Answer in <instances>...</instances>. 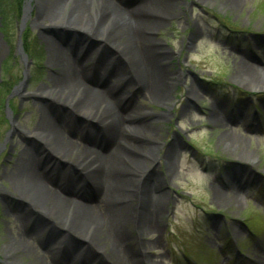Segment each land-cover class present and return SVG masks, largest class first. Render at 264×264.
<instances>
[{"label":"rangeland","instance_id":"rangeland-1","mask_svg":"<svg viewBox=\"0 0 264 264\" xmlns=\"http://www.w3.org/2000/svg\"><path fill=\"white\" fill-rule=\"evenodd\" d=\"M39 1L25 0L18 17L17 10L10 9L13 0H0V264H40L35 251H41L46 244L47 234L59 233L56 219L46 215V226L42 225L47 233L41 238L27 234L36 227L34 223H39L41 214L38 209L26 207L25 199L34 198L22 193L13 177L21 163L39 166L37 159L28 160L30 154L39 155L40 148L53 149L50 136L37 131L41 108L56 102L69 118L82 122L91 116L73 92L52 88L51 78L60 67L50 63L53 45H57L50 38L65 44L73 39L89 47L96 44L120 67L122 80L133 73L120 58L128 52L129 36L106 27L102 32L94 24L82 26L71 11L62 14L66 16L64 23L50 19L42 23L38 19L42 12ZM162 2L165 6L159 10L168 20L149 31L163 58L150 51V43H139L140 72L128 82L133 88H127L131 93L128 101H133L129 107L133 113L128 118L144 123L143 136L150 139V161L142 167L138 187L156 184L157 193L164 194L160 201V230L149 236V241H157L149 252L151 262L264 264V0ZM60 13L55 14L56 18ZM23 17L36 47L40 46L36 59L27 60L26 78L25 65L15 54L16 48L14 51ZM83 64L90 67L93 60L85 58ZM155 68L164 74L159 97L154 87L149 90ZM88 72L79 90H102L112 82L91 77ZM4 84L14 87L15 94L10 99L14 110L8 113L9 122L5 117ZM138 86L141 89H136ZM44 88L46 94H39ZM217 115L224 120L215 121ZM82 168L76 166L71 171L82 177ZM157 175L162 182L156 181ZM229 184L239 194L233 198L216 197L215 189L228 193L223 190ZM99 197L96 192L81 197V201L96 205ZM39 204L47 212L49 206L40 200ZM24 215L31 217L33 225L22 228ZM124 231L130 233V242L137 247L133 224L129 223ZM82 239L77 243L83 244ZM17 242L20 251L10 255L9 249Z\"/></svg>","mask_w":264,"mask_h":264},{"label":"bare ground","instance_id":"bare-ground-1","mask_svg":"<svg viewBox=\"0 0 264 264\" xmlns=\"http://www.w3.org/2000/svg\"><path fill=\"white\" fill-rule=\"evenodd\" d=\"M62 1L66 2L65 5H60ZM39 5L42 6V12L38 19L42 23L50 20L64 23L66 16L62 14L71 11L73 19H79L82 26L94 24L102 32L106 27L108 31L112 29L118 34L129 36L126 38L128 52L124 53V57L120 55V58H124L129 73L130 70L133 73L122 80L120 67L115 66L110 58L103 65L102 47H89L76 39L65 44L50 38L57 44L53 45L54 55L50 63L53 67H60L51 78L52 88L73 92L79 98L80 106L84 109L88 107L85 112L91 116L82 122L69 118L64 108L56 102L47 103L41 108L37 131L50 136L48 139L53 149L40 148L39 155L30 154L28 160L37 159L38 167L28 162L15 168L13 177L16 185L28 197L36 198H26V207L38 209L41 214L36 225L31 217H21L22 228L34 223L36 227L27 231V234H37L41 238L47 233L44 227L46 215L56 219L59 233L47 234L46 244H43L41 251H35L39 253L40 264H153L149 252L157 241H149V236L160 230V201L164 194L157 193L159 186L156 184L147 188L143 184L142 188L138 187L140 181L142 183L145 168L142 167L150 161L147 151L150 139L143 136L146 130L144 123L128 118L133 113L129 109L133 101H128L131 93L127 88H133L128 82L140 72L139 43H150V51L163 58L159 52L161 48L149 30H156L168 20L159 10L165 5L162 0H141L137 4L120 3V0H40ZM60 11L56 18L55 14ZM87 53L89 60H93L94 56L90 67L81 61ZM86 72L91 77L112 82L102 90H79V84H85L83 79L87 77ZM163 77L162 70L155 68L151 81L153 84L150 86L148 81L149 90L154 87V94L158 97L163 91ZM43 93L46 94L45 88L39 90V94ZM124 100L127 101L124 103ZM220 111L224 113L221 108ZM219 116H216L215 121L224 120ZM70 156L75 157L73 159ZM76 166L83 167L80 172L82 177L71 171ZM156 177V181H161L159 175ZM218 188L215 194L219 198L227 195L233 198L239 194L232 184L223 190L228 193ZM96 192L100 195L99 204L90 205L81 201V197H89ZM39 200L49 206L47 212L42 209ZM129 223L133 224L136 231L137 247L131 244L130 233L124 231ZM79 238L84 239L83 244L77 243ZM18 245L17 242L11 246L10 255L20 251ZM26 247L23 246V249L33 252ZM11 264L15 263L11 261Z\"/></svg>","mask_w":264,"mask_h":264},{"label":"trees","instance_id":"trees-1","mask_svg":"<svg viewBox=\"0 0 264 264\" xmlns=\"http://www.w3.org/2000/svg\"><path fill=\"white\" fill-rule=\"evenodd\" d=\"M16 1V10H17V16H21L22 13V6H23V0H15ZM24 42H25V51L27 52V54L29 55H34L36 54V49L35 47H32L29 43H28V32L26 31L24 34ZM9 88L6 90V92H9Z\"/></svg>","mask_w":264,"mask_h":264},{"label":"water","instance_id":"water-1","mask_svg":"<svg viewBox=\"0 0 264 264\" xmlns=\"http://www.w3.org/2000/svg\"><path fill=\"white\" fill-rule=\"evenodd\" d=\"M23 25H24V22H23ZM22 29H23V26H22ZM22 29H21V31H22ZM18 40H19V48H22L21 47V45H22V42H21V32H20V34H19V38H18ZM22 50V49H21Z\"/></svg>","mask_w":264,"mask_h":264}]
</instances>
